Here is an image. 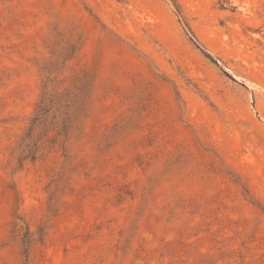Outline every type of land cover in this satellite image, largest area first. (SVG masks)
<instances>
[{"label":"rangeland","instance_id":"1","mask_svg":"<svg viewBox=\"0 0 264 264\" xmlns=\"http://www.w3.org/2000/svg\"><path fill=\"white\" fill-rule=\"evenodd\" d=\"M176 2L0 0V264H264V0Z\"/></svg>","mask_w":264,"mask_h":264},{"label":"trees","instance_id":"2","mask_svg":"<svg viewBox=\"0 0 264 264\" xmlns=\"http://www.w3.org/2000/svg\"><path fill=\"white\" fill-rule=\"evenodd\" d=\"M177 8L179 16L182 18V13L180 12V6L176 2V0H172ZM188 28V31L192 35L193 41L198 42L196 36L194 33L191 31L188 25H186ZM208 56V55H207ZM77 97V96H76ZM75 98L72 97V91L71 90H66L61 93H49L46 92L43 94L41 97L40 103L38 105V109L36 111V114L34 116V119L32 121V125L30 129L28 130V133L23 139V154L21 157V161L25 160H31L35 161L38 158V153H39V141L40 137L37 136L39 128H43L44 132L42 135H46L48 132L47 129L45 128H53L54 122H57L60 120V131H59V136H64L66 137L70 131H68V126L69 122L67 123V119L69 116V112L73 108V104H75ZM81 98V97H80ZM79 98V99H80ZM79 101V100H78ZM77 101V102H78ZM61 113L62 116L59 117L56 113ZM44 135V136H45ZM34 137V144H32V140ZM24 242V246L26 249H24V256L26 260L29 258V248H30V240L27 238Z\"/></svg>","mask_w":264,"mask_h":264}]
</instances>
